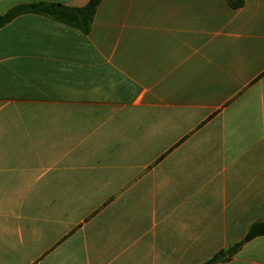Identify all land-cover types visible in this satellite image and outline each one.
<instances>
[{
    "label": "crops",
    "instance_id": "0c3cea01",
    "mask_svg": "<svg viewBox=\"0 0 264 264\" xmlns=\"http://www.w3.org/2000/svg\"><path fill=\"white\" fill-rule=\"evenodd\" d=\"M90 0H0L13 8ZM264 0H102L88 34L0 26V264H264Z\"/></svg>",
    "mask_w": 264,
    "mask_h": 264
},
{
    "label": "trees",
    "instance_id": "16d2710c",
    "mask_svg": "<svg viewBox=\"0 0 264 264\" xmlns=\"http://www.w3.org/2000/svg\"><path fill=\"white\" fill-rule=\"evenodd\" d=\"M102 0H90L89 3L82 8H68L60 4L54 3H34L29 5H21L13 8L6 15L0 17V26L4 25L17 15L24 13H37L50 17L56 22L76 28L83 34H88L93 16L97 7ZM233 8L241 7L243 0H228ZM258 236H264V222L252 224L246 234L243 242L251 240ZM241 244H237L227 251H221L213 258L203 264H214L218 261L227 259Z\"/></svg>",
    "mask_w": 264,
    "mask_h": 264
}]
</instances>
